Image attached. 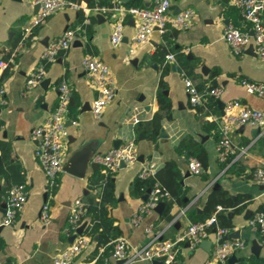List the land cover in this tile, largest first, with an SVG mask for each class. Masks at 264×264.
<instances>
[{"label":"crops","instance_id":"0c3cea01","mask_svg":"<svg viewBox=\"0 0 264 264\" xmlns=\"http://www.w3.org/2000/svg\"><path fill=\"white\" fill-rule=\"evenodd\" d=\"M76 1L96 7L94 3L99 0ZM107 1L113 6H101L88 13L71 7L57 11L27 34L25 26L37 14V4L31 0H0V60L8 62L7 67H0V85L5 89V103L0 105V141L9 145L5 154L0 149V239L3 242L0 264H55L54 257L75 240L71 236L76 231L68 222L75 201L80 200L86 207L92 199L99 200L106 176L114 184L116 197L114 203L108 205L109 214L120 231L117 237L124 236L131 250L147 243L149 234L145 226L150 223L154 224L161 239H174L193 222L192 216L204 214L209 192L223 188L232 201L239 199L238 205L248 201L240 211L232 207L225 209L233 223L232 228L228 227L227 237L246 242L235 252L236 261L231 263L228 258L227 263L237 264L246 259V264H264L261 235L258 227L248 221L257 210L264 208L263 184L257 183L253 177L256 168L264 167V125L234 127L230 136L237 154L227 161L218 159L217 148L218 122L229 103H232L230 112L237 113L244 107H251L264 113V97L248 92L241 84L242 79L264 83V59L258 55L253 42L239 56L232 52L223 37L226 26L234 25L251 32L249 24L233 0H170L172 14L188 7L194 8L196 15L191 23L185 28L167 26L165 31L156 29L146 42L133 46L139 18L128 10L132 7L131 0ZM135 1L141 7L149 8L154 4V0ZM97 13H102L104 18L100 19ZM83 14L85 19L81 21ZM119 20L124 23V36L115 45L111 35L114 24ZM69 28L77 30L70 46L60 50L54 60L43 61L45 48ZM175 52L184 55L183 64L177 58L166 59L167 54ZM86 55L102 58L114 73L116 94L99 117L92 111L95 91L82 64ZM171 62L177 63L178 72L171 70ZM41 64L45 68L43 77L34 85H28L30 73ZM203 66L206 72L202 70ZM185 76L191 78L196 86L200 84L201 89L221 88L220 98L226 106L220 107L217 102L215 111L205 102L193 106L185 88ZM62 80H67L72 87L66 119L68 135L64 141L63 170L58 184L51 188L35 156L37 141L32 137V130L50 116L57 104ZM215 80L217 85L213 84ZM160 93L171 100V109L164 114L160 125L168 133L166 138L158 136L159 130L153 136L152 131L146 129L159 110ZM138 125L140 127L136 129ZM186 135L197 140L207 152L208 165L201 175L189 171L191 156L177 147ZM117 138L122 139L119 145L134 140L136 152L142 154L144 160L137 159L114 171H106L99 163L93 169V156L114 148ZM82 149L91 157L84 174L80 176L64 170L75 153ZM147 160L154 162L155 171L166 161L174 162L180 173V183L183 180L181 185L186 191V205L175 202L170 210L171 219L163 217L164 206L161 213L152 209L139 224H134L132 216L144 201L141 194L132 192L131 183ZM18 182L27 186V201L16 220L3 225L7 190ZM244 195H248L249 200ZM45 202L50 204L52 218L49 222L41 219ZM191 209L194 213H190ZM222 209V205L217 206V211ZM84 215L83 222L88 226L90 215ZM87 226L84 234L89 237L88 242L72 264H97L98 256L105 250L106 246H101L94 255L98 240L86 233ZM214 230L212 228L209 238L212 241L210 250L200 244L192 248L187 241L181 242L176 259L179 264H217L211 259ZM236 230H240V237L230 236ZM253 240L262 245L259 255L252 250ZM105 259L119 264L112 258V249ZM123 264H152V261L134 258Z\"/></svg>","mask_w":264,"mask_h":264},{"label":"built area","instance_id":"2783aa9c","mask_svg":"<svg viewBox=\"0 0 264 264\" xmlns=\"http://www.w3.org/2000/svg\"><path fill=\"white\" fill-rule=\"evenodd\" d=\"M32 3L39 5V10L35 17L25 26V32L28 34L34 28L38 27L50 15L62 9L71 7L73 9L88 13L91 9H100L101 7H89L76 0H31ZM234 4L241 12L243 19L249 24V31H245L234 25L226 26L223 37L230 45L232 52L236 55H243L246 46L253 42L258 55L264 59V0H233ZM170 0H154L152 7H129L128 10L137 15L139 23L136 34L132 40L133 46L146 42L154 32L159 29L165 31L167 26L174 28L187 27L196 15L194 8L188 7L182 9L176 14L170 12ZM77 30L75 28L67 29L64 34L53 41L45 48L42 53L43 61H52L60 50L70 46ZM124 36V23L122 20L114 24L111 35L113 44H119ZM167 60H175V54H167ZM83 66L87 69L90 83L95 91L92 101V111L99 117L108 103L116 94L114 73L107 62L95 55H86L82 59ZM8 66L6 60H0V67ZM45 68L43 64L33 70L28 79V85H34L44 75ZM184 84L189 94L190 102L193 106L201 105L209 97L220 98L222 90L219 87L199 89L191 78L185 76ZM241 84L250 93H255L264 97V83L242 79ZM58 101L50 116L42 124L32 130V137L37 141L35 156L41 163L47 176L49 187L53 188L58 184V178L63 170L64 141L68 135L66 119L69 112V100L72 93V87L67 80H62L59 84ZM5 89L0 85V105L5 103ZM229 103L225 112L218 122V159L227 161L237 154V148L234 145L230 133L234 127L242 124H251L254 126L264 125V113L262 110L251 107H244L239 112H230ZM137 121V118H135ZM94 161L103 166L106 171H114L120 167L121 161L126 164L137 161L138 154L134 140H128L118 147L111 148L106 152H97ZM188 169L195 175H201L205 167L201 160L196 156L189 157ZM155 172V164L152 160L143 163L139 172L140 176H148ZM253 177L259 184L264 185V167H258L253 171ZM150 193L147 201L140 204L137 211L132 216V222L139 224L146 213L154 209L159 201L164 197L169 198L171 194L168 190H163L159 182H155L150 187ZM28 198V189L25 183L18 182L12 184L7 190L6 207L2 219L3 225L12 224ZM221 208L220 206L218 207ZM86 212L84 205L80 200H76L69 214L68 222L72 230L83 222V216ZM50 204L45 202L41 210V219L44 222L51 221ZM250 224L258 227L261 235V242L264 245V209L257 210L248 220ZM214 228V246L211 259L217 264H228V258L237 250L242 249L246 242L243 239L228 238L230 229L218 225L217 213L203 220L191 222L174 239H161L160 233L155 229L154 224L145 226L149 239L145 245L140 248L130 249L128 240L124 236H119L112 241V258L120 259L134 258L161 260L163 264H169L177 259L179 246L181 242L187 241L190 247L194 248L200 244L201 240L209 239ZM89 237L86 234L77 235L75 240L63 251L54 257L55 264H72L82 248L87 244ZM86 264V263H78ZM105 264H114L111 260L105 259Z\"/></svg>","mask_w":264,"mask_h":264},{"label":"trees","instance_id":"16d2710c","mask_svg":"<svg viewBox=\"0 0 264 264\" xmlns=\"http://www.w3.org/2000/svg\"><path fill=\"white\" fill-rule=\"evenodd\" d=\"M94 6H113L107 0H99L97 3H94ZM130 6H139L135 0L130 1ZM91 18V17H90ZM85 15H82L81 21H84ZM176 58L180 63H184V55L180 52H175ZM188 72V71H187ZM163 84V83H162ZM201 89V85H197ZM159 110L155 113L153 120L146 126V129L152 131V135H156L160 125L161 120L166 112L171 109V100L164 96L162 93L158 95ZM205 104L213 111H215L217 106V101L214 97H209L205 100ZM211 125L216 126L215 123ZM139 125L136 129H139ZM145 129V130H146ZM147 131V130H146ZM178 149L184 152L187 156H196L199 158L206 168L208 165V156L206 150L195 140L192 136L186 135L183 136L179 143ZM0 149L3 154L9 150V145L5 142L0 141ZM0 171L1 167H0ZM180 173L176 169L173 161H166L163 166L158 168L153 174L148 176H140L139 174L133 179L131 183V190L134 194H142L148 187H152L155 182H159L163 190H168L171 194V197H164L165 201V210L164 218L171 219L172 215L170 210L175 202L180 205L185 206L186 201L185 190L181 185ZM105 183L103 187L102 196L99 200L92 199L90 203L85 207V214L90 215V221L87 226L86 233L94 236L95 233L99 234L98 242L96 243V248L94 250V255H97L101 246H106L103 253H101L97 258V264H104L105 257L108 256L110 250L112 249V241L117 238L120 234L118 227L114 223V219L110 216L108 205L113 204L116 200L114 194V184L110 180L109 176L105 177ZM244 198L247 200L248 195H244ZM249 200V199H248ZM248 201L242 205H238L239 199L237 201H232L227 195V191L223 188H215L209 192L205 203H204V214L201 216H192V221L203 220L209 217L212 213H217L218 222L222 226L232 228L233 223L230 218L225 213V209L232 207L236 211H240L244 206H246ZM222 205L223 209L217 211V206ZM264 209V208H263ZM190 213H194V209L190 210ZM85 216V215H84ZM83 216V218H84ZM3 246V242L0 239V248ZM247 260L242 259L237 264H246ZM169 264H179L177 260Z\"/></svg>","mask_w":264,"mask_h":264},{"label":"water","instance_id":"95a60500","mask_svg":"<svg viewBox=\"0 0 264 264\" xmlns=\"http://www.w3.org/2000/svg\"><path fill=\"white\" fill-rule=\"evenodd\" d=\"M37 7H39V5H37ZM97 16L100 18V19H103L104 18V15L102 13H97ZM75 42H79V40H76ZM157 64H154L153 66H156ZM170 66H171V70L174 71V72H178L180 70L179 66L177 65L176 62H171L170 63ZM202 70L204 72H206V67L203 66L202 67ZM213 84L217 85L218 84V81L215 80L213 82ZM216 101L218 102L219 106L220 107H224L225 106V102L221 99V98H216ZM1 110V108H0ZM167 117H170V114L167 115ZM158 136L160 138H166L168 136V133L166 132L164 126H161L160 129H159V132H158ZM122 142V139L121 138H117L114 140V146L115 147H118V145ZM84 149L82 150H79L75 153L74 157L67 163V165H65L64 167V170L66 171H73V172H76L78 175L82 176L84 174V170L87 166V164L90 162V154H86L83 152ZM138 160L140 161H143L144 160V156L142 154H139L138 155ZM126 163L124 161H121L120 163V166H125ZM98 166V163L95 161V162H91V167L93 169H95V167ZM181 183H183V180H181ZM215 186H218V185H215ZM262 188H264V185H261ZM150 190L151 188L148 187L144 193H142L140 195V197L142 198L143 201H147L148 199V196H149V193H150ZM187 199V197H186ZM165 206V202L163 200L159 201L158 204L154 207V209L156 211H158L159 213L162 212L163 208ZM198 211L200 213H202V209H198ZM87 226V223L86 222H82L76 229V232L71 236L72 239L76 238L77 235H81L84 233L85 231V228ZM230 236L232 237H240V230H236L234 231L233 233L230 234ZM94 239L95 240H98V234L94 235ZM200 245L202 247H204L205 249L207 250H210L211 246H212V241L210 239H203L201 240L200 242ZM261 244L257 241V240H253L252 241V250L253 252L256 254V255H259L260 253V249H261ZM237 259V256L235 253L231 254L230 257H229V262H234L236 261ZM129 260L127 258H120V259H117V263L119 264H123V263H126L128 262ZM152 264H163V262L161 260H158V259H154L152 261Z\"/></svg>","mask_w":264,"mask_h":264}]
</instances>
